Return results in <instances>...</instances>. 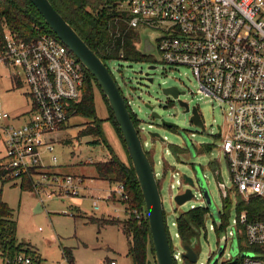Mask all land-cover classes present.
<instances>
[{
    "label": "built area",
    "instance_id": "obj_1",
    "mask_svg": "<svg viewBox=\"0 0 264 264\" xmlns=\"http://www.w3.org/2000/svg\"><path fill=\"white\" fill-rule=\"evenodd\" d=\"M117 10L127 15L129 30L160 32L157 50L163 62L174 69L188 68L197 81V94L221 107L225 125L219 126V150L228 161L233 184L223 197L229 193L234 198L239 195L264 201V0H124L117 2ZM0 66L13 85L29 88L28 110L23 114H8L0 100V186L22 185L29 178L34 191L58 188L59 195L49 194V198L79 197L84 180L53 171L56 156L50 159L52 167L44 166L41 150L54 154L59 135L66 131L82 101L88 82L86 68L56 36L37 29L35 37L26 40L8 28L0 45ZM141 125L138 132L148 152ZM153 170L159 183L154 164ZM179 176L173 169L172 180ZM176 185L180 189L187 185L184 177L176 180ZM105 200L121 203L128 218L134 217L140 224L147 218L146 210L128 207L130 197L121 183L111 187ZM234 204L237 215L232 224L229 217L224 224L225 214L219 210L222 224L218 228L214 215L203 207L207 210L205 222L211 219L214 231L227 233L231 229L229 237L225 236L226 248L229 241L236 242L238 254H229L228 260L264 264V217L250 219L247 210H237V202ZM173 226L178 228L177 218ZM202 229L206 230V225ZM176 238L181 248L172 242L174 261L186 264L179 232ZM213 258L200 264H210ZM1 262L41 264L26 253Z\"/></svg>",
    "mask_w": 264,
    "mask_h": 264
},
{
    "label": "rangeland",
    "instance_id": "obj_2",
    "mask_svg": "<svg viewBox=\"0 0 264 264\" xmlns=\"http://www.w3.org/2000/svg\"><path fill=\"white\" fill-rule=\"evenodd\" d=\"M136 33L138 34L136 48L149 55L152 62L115 60L108 62L107 67L123 96L130 102V107L141 122V126L145 128L142 138L148 142L146 150L150 152L155 171L160 174L158 181L166 225L173 244L180 249L181 241L176 238L178 228L173 226L177 216L193 207L207 208V203L201 190L195 187L192 188L195 199L178 205L175 197L190 186L184 185L180 189L176 185V180H181L184 176L195 178L197 170L200 171L206 179L214 208L223 210L224 224L228 219L223 196L233 184L228 161L219 150L221 144L219 126L225 125L224 113L218 104H213L197 94V81L188 68L174 69L163 62L157 50L160 32L141 28ZM149 47L152 49L149 50ZM150 66H155L156 69L150 71ZM148 73L150 75L146 77ZM7 74L8 72L0 66V75L3 76L0 77V100L8 114L18 116L28 110L26 97L29 88L24 84L13 85L5 77ZM149 78L153 79V82H149ZM169 87H178L180 91L185 92L184 95H180L179 100L189 104L191 109L189 113L185 112L178 101L163 94V90ZM94 103L96 117L103 122L102 129L106 142L101 139L99 144H92L95 140L92 136L79 138L80 132L92 122V119L74 115L70 117L66 131L59 135L60 141L55 144L54 154L41 150L44 166L52 167L50 159L56 156L58 163L52 168L53 171L61 175L81 177L84 180L79 197L49 198V194L59 195L58 188L29 192L23 190L19 182L14 186L10 184L0 186L3 201L14 210L18 241L36 251L41 257V264H70L68 259L70 257L73 264H109L110 261H116L117 264H133L129 239L121 226L115 224L101 226L90 222V218L121 222L128 218L121 203L105 200L115 184L100 180L95 167L96 164L109 161L113 155L112 151L126 163L128 155L114 125L109 120L108 106L97 87L94 90ZM146 106L152 107L153 111ZM194 107H198L202 116L206 127L204 131L190 122ZM152 112L157 113L160 118H152ZM163 121L176 125L177 129L165 127ZM149 125H152V128ZM153 133L159 134L165 141L153 138ZM187 139L192 143L193 151L187 146ZM170 146H179L188 151L176 155L172 153ZM207 147L210 150L205 149ZM173 169L180 174L174 181ZM171 185H175V188H171ZM239 197L243 200L244 206L253 200V198L247 200L239 195L234 198L233 194L231 197L228 193L226 201L230 224L237 215L234 202H237L239 210ZM96 208L99 210H95ZM205 225L206 230L202 229L197 236L195 249L198 260L195 264L207 263L211 256H216L224 243L223 238L226 235L229 237L228 233L231 231L230 228L227 229V233L212 230L211 219L204 221L203 227ZM236 246V242L229 241L225 255L220 258L218 264L228 261L229 254L237 255ZM148 261V264H156L152 255H149Z\"/></svg>",
    "mask_w": 264,
    "mask_h": 264
},
{
    "label": "trees",
    "instance_id": "obj_3",
    "mask_svg": "<svg viewBox=\"0 0 264 264\" xmlns=\"http://www.w3.org/2000/svg\"><path fill=\"white\" fill-rule=\"evenodd\" d=\"M49 1L106 65L108 62L115 60L152 62L149 55L140 52L136 48L138 34L136 31L129 30L125 19L127 15L125 16L124 13L117 10V2L124 0ZM6 28L26 40L35 37L37 29L54 35L29 0H0V45L3 42V34ZM96 87L99 88L95 78L88 72V82L84 87L82 101L75 107V115L92 119V122L87 124L78 136L79 138L86 136L94 137L95 140L92 144H99L101 139L105 140L102 129L103 122L96 117L94 103V90ZM103 98L109 109V120L114 125L119 138L125 146L120 129L104 95ZM131 116L135 126L138 127L140 121L137 116L133 113H131ZM170 129L176 130L177 128ZM170 149L172 153L176 155L187 153L188 151L179 146H170ZM205 149L210 150L209 147ZM112 154L109 161L95 165L98 178L114 184H123L130 197L128 207L131 209L137 208L142 211L145 210L142 192L129 156L128 163H126L118 158L113 151ZM147 155L150 162L154 164L150 152H147ZM158 185L160 187V182ZM22 189L29 192L34 191L32 182L29 178H25ZM223 200L227 219L229 216V212L227 211V198L223 197ZM239 210H247L250 219L256 217L263 218L264 201L253 199L249 205L244 206L243 200H240L239 197ZM206 212V209L196 208L178 215V232L183 243L189 242L191 239L198 236L204 225ZM90 220V222L98 223L101 226L115 224L122 227L125 235L129 239L130 256L133 264H148L149 255H152L155 259L151 230L147 218L144 219L141 224L138 223L134 217H130L123 222L113 219L103 220L90 218ZM17 232V221L15 219L14 210L3 201L2 191L0 190V260L4 262L13 259L20 253H26L41 262V257L36 251L32 250L30 246L18 241ZM70 258H68L69 262L73 264V260ZM186 264L192 263L186 260ZM222 264L243 263L241 258H235Z\"/></svg>",
    "mask_w": 264,
    "mask_h": 264
},
{
    "label": "water",
    "instance_id": "obj_4",
    "mask_svg": "<svg viewBox=\"0 0 264 264\" xmlns=\"http://www.w3.org/2000/svg\"><path fill=\"white\" fill-rule=\"evenodd\" d=\"M41 15L47 26L54 35L69 48V50L77 57L88 72L95 78L102 94L106 98L108 105L114 115V119L120 129L123 141L125 143L128 156L131 160L132 167L135 171L139 186L142 192L147 220L151 230V237L155 251L156 264H176L173 258L172 243L166 226L165 212L163 199L160 192V187L154 175L153 164L150 162L147 152L144 149L140 134L134 124L131 116V111L128 108L125 97L118 87L112 73L103 60L94 52L88 44L82 39L78 32L65 20V18L53 7L49 0H29ZM152 49L151 47L148 48ZM155 66H150L149 70H155ZM149 73L146 77H149ZM149 82L153 79L149 78ZM163 94L178 101L180 106L185 109V112H190L188 103L179 100L180 95L185 92L179 90L178 87H169L163 90ZM153 111V108L146 106ZM190 122L195 126L206 130L204 121L197 107L192 109ZM152 118L159 119L160 116L152 112ZM163 125L168 128H177L176 125L163 121ZM220 130V127H219ZM220 134V133H219ZM152 137L163 140L159 134L153 133ZM187 146L193 151L192 143L187 139ZM185 183L190 186L183 194H178L175 197V202L178 205H183L194 198L192 188L198 187L201 190L203 197L207 203V209L214 215V221L218 228L221 227V217L219 210L214 208L213 200L208 192L206 179L197 170L196 177L184 176ZM224 189V186L221 185ZM224 192V196H225ZM36 212V211H35ZM197 237H194L189 242L183 243V249L186 251L183 257L192 264L198 260V254L195 246ZM221 250L212 259L210 264H217L222 257L226 248V238H223ZM244 256V255H242Z\"/></svg>",
    "mask_w": 264,
    "mask_h": 264
},
{
    "label": "bare ground",
    "instance_id": "obj_5",
    "mask_svg": "<svg viewBox=\"0 0 264 264\" xmlns=\"http://www.w3.org/2000/svg\"><path fill=\"white\" fill-rule=\"evenodd\" d=\"M137 128V130H138V127H136Z\"/></svg>",
    "mask_w": 264,
    "mask_h": 264
}]
</instances>
